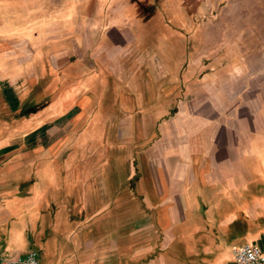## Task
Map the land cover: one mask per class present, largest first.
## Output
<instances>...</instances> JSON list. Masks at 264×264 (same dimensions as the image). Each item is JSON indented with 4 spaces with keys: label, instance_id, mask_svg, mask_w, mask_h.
Returning <instances> with one entry per match:
<instances>
[{
    "label": "crops",
    "instance_id": "1",
    "mask_svg": "<svg viewBox=\"0 0 264 264\" xmlns=\"http://www.w3.org/2000/svg\"><path fill=\"white\" fill-rule=\"evenodd\" d=\"M133 1L0 0V251L10 259L35 249L39 264H236L245 242L264 253L261 140L245 151L194 111L195 47L164 22L181 10L143 19Z\"/></svg>",
    "mask_w": 264,
    "mask_h": 264
},
{
    "label": "rangeland",
    "instance_id": "2",
    "mask_svg": "<svg viewBox=\"0 0 264 264\" xmlns=\"http://www.w3.org/2000/svg\"><path fill=\"white\" fill-rule=\"evenodd\" d=\"M153 1L144 2L145 7L149 8ZM176 8L181 10L179 19L165 17L164 22L174 27L181 44L190 41L195 47L188 87L189 96L195 98L194 111L204 121L210 117L213 125L220 123L223 127L219 136L227 130L228 139L239 137L245 151H249L247 144L252 138H259L261 147L255 149L259 153L255 163L261 162L264 157V0H164L158 9L167 15ZM190 23L194 24L193 28ZM165 142H157V149L153 150L162 149ZM58 157H62L61 152ZM57 190L52 196L60 197L55 200L56 206L63 211L64 197ZM263 192L264 179L259 182L256 194L264 199ZM47 195L49 199L50 194ZM3 197L0 193V204ZM52 212L48 208L44 211L47 220L39 231L41 234L48 232L45 223L53 220ZM260 212L259 219L264 223V211ZM3 217L0 214V219ZM123 219L122 214L121 224ZM130 223L134 221L127 222V226ZM59 225L64 228L63 224ZM119 227L117 231L122 232L125 226Z\"/></svg>",
    "mask_w": 264,
    "mask_h": 264
},
{
    "label": "built area",
    "instance_id": "3",
    "mask_svg": "<svg viewBox=\"0 0 264 264\" xmlns=\"http://www.w3.org/2000/svg\"><path fill=\"white\" fill-rule=\"evenodd\" d=\"M232 253L236 264H264V253L252 243L234 246ZM0 264H39L38 253L30 249L22 256L10 259L0 251Z\"/></svg>",
    "mask_w": 264,
    "mask_h": 264
},
{
    "label": "trees",
    "instance_id": "4",
    "mask_svg": "<svg viewBox=\"0 0 264 264\" xmlns=\"http://www.w3.org/2000/svg\"><path fill=\"white\" fill-rule=\"evenodd\" d=\"M148 1L149 0H142V1L141 0H134L133 1V6H134L137 14H139L140 17L143 18V19L150 18L157 11V9L160 8V3L162 4L164 0H155L150 5V7L147 8V7H145V3L148 2ZM44 221H45L44 211H40L38 225H37L38 226V228H37L38 232L40 231V229H42L44 227Z\"/></svg>",
    "mask_w": 264,
    "mask_h": 264
}]
</instances>
